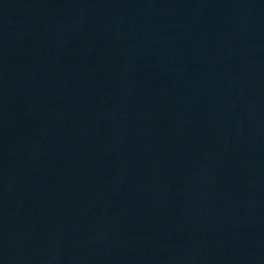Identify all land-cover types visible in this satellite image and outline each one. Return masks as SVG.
<instances>
[{"label": "water", "instance_id": "1", "mask_svg": "<svg viewBox=\"0 0 264 264\" xmlns=\"http://www.w3.org/2000/svg\"><path fill=\"white\" fill-rule=\"evenodd\" d=\"M0 264H264V0H0Z\"/></svg>", "mask_w": 264, "mask_h": 264}]
</instances>
